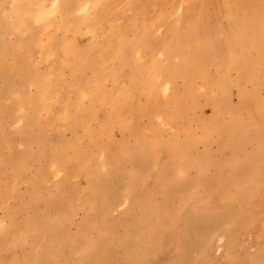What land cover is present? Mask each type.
I'll list each match as a JSON object with an SVG mask.
<instances>
[{"label": "rangeland", "instance_id": "1", "mask_svg": "<svg viewBox=\"0 0 264 264\" xmlns=\"http://www.w3.org/2000/svg\"><path fill=\"white\" fill-rule=\"evenodd\" d=\"M99 1L100 10L86 16L83 7L88 0H43L42 13L47 15L43 11L46 8L50 14L45 22L38 27L28 20L25 26L15 27L13 18L3 16L8 14L9 1L0 0V264H264V107L252 100L250 91L261 89L257 97L264 100V85L259 87L264 68L258 66L257 74L254 64L264 53V0L199 1V30L215 45L217 53L201 57L187 77L177 75V98L170 92L164 94L160 84L147 98L141 92L142 88L146 92V87L141 86L120 101L115 79L110 77L104 81L101 99L84 98L80 106L76 95L82 91L90 94L94 89L89 87L98 79L97 74L110 70L102 57L110 21L117 30L126 28L125 44L131 47L136 40L133 38H138L139 22L147 25L138 46L125 52L126 60L132 51L130 64L119 72L121 76L126 71L127 76L121 79L133 89L134 68L141 56L134 49L151 45L150 54L158 55L159 69L168 68L170 63L184 65L186 60L175 61L173 57L170 61L164 54L172 43L178 46L180 36L191 46L189 37L194 31L188 26L183 30L182 19L177 21L187 7L184 0ZM54 2L61 3V7L54 9ZM237 4L242 13L251 16L253 27L246 31L250 40H242L239 47L230 50L223 29L228 24V13ZM94 19L100 33L91 38L88 26ZM155 22L161 25L154 27ZM41 23L51 28L44 31L41 27L47 25ZM47 46H53L55 52L50 59L45 55ZM73 46L81 49L78 58L89 52L75 69L60 65L65 59L60 58L73 52ZM216 75L224 77L226 87L221 91L213 85ZM159 81L157 76V85ZM81 83L83 88H79ZM217 102L221 103L220 113L215 110ZM234 115L244 119L245 139L231 128ZM106 159L110 162L104 169L101 163ZM158 162L161 167H156ZM165 167L163 182L159 171ZM189 223L195 232H202L198 233V245H211L205 253L204 248L197 247L191 259L185 258L188 245L184 232H190ZM217 223L221 229L228 228V248H216L227 244L224 239L214 238L220 231ZM149 226L157 229L149 235L152 251L144 256ZM207 230L210 236L203 235ZM209 238L216 241L215 247Z\"/></svg>", "mask_w": 264, "mask_h": 264}, {"label": "bare ground", "instance_id": "2", "mask_svg": "<svg viewBox=\"0 0 264 264\" xmlns=\"http://www.w3.org/2000/svg\"><path fill=\"white\" fill-rule=\"evenodd\" d=\"M9 1V5H8V14H3V16L5 15L7 18L6 19H8L9 17H11L10 19H12L13 21H15V27H19L20 25L19 24H21L22 26H25L26 25V23H27V21L29 20V21H32V22H34V23H36V25L38 24V27H39V25H40V22H45V20H46V17H47V15L48 16H50V14H49V9H48V11H47V9L45 8V9H43V11H44V13H47V15H43V13H42V1L43 0H8ZM63 1V0H62ZM184 1H186L185 3H187V7H186V10H185V13H184V15H183V17H178V19H177V21L178 22H181V19H182V21H183V23H184V27L182 28L183 30L185 29V27L186 26H188V28L190 27V28H192L194 31H193V33H191L192 35H190L191 36V38L189 37V39H191L190 40V44H191V46H187V39H182L181 38V36H180V38L178 39V41L180 42L179 44H178V46H175L174 45V43H172V45H170L169 46V50L167 49L166 51H165V56H167L169 59H170V61H171V58H173L174 57V60L176 61V59H179L180 61L182 60H186V62H185V64L184 65H181V64H178V63H174V64H172V63H170V65L168 66V68H166V69H159V65L157 64L158 63V58H157V56L158 55H156L155 57L153 56V54L151 55L150 54V52H151V50H152V46L150 45L149 46V44L147 43L146 45H145V48L143 49V48H141V50H139V49H134V51H136L137 50V52L139 53V60H138V66H137V69L136 68H134V71H136V73H133L134 74V78H133V81H132V83H134V89L132 88V87H130V85L129 86H126L125 85V83H124V80H122L121 78H125V76H127V75H125L126 74V71H124V73L121 75V76H119V72L121 73L122 71H123V68H125V66L126 67H128V65L130 64V58H131V52L133 51V46L135 45V46H138V43L140 42V40H141V38L144 36L143 34H145V29H144V26H147L145 23H142V22H139V25H140V28H139V34H136V35H138V38H133V39H136L134 42H131V44L133 45V43H134V45L131 47V46H129V43L128 44H125V38H124V34L126 33V28H120V30H117L116 29V27L114 28V22H112V23H110L109 22V25H110V29L108 30L109 32L106 34V41H107V43H106V46H105V49H103L102 50V57H103V60L104 61H106L107 63H109L110 64V66H111V68H110V66L108 67V64H107V67L110 69L109 71H108V69H107V73H103V72H99L97 75H98V79L96 80V81H93L92 83H91V85L93 86V87H89V88H93L94 90L93 91H91L90 92V94L88 93H86V92H76V93H78L77 95H76V98H77V102H78V104L81 106V101L85 98H90V99H92V100H95V99H97V100H99V99H101L99 96L100 95H102L103 94V86H104V81H105V79L106 78H110V77H112V78H114L115 80H113V84H114V88H115V90L117 91V95H118V98H119V100L120 101H122V100H124V99H127L128 97H129V95H131V92H133V91H138L139 90V88L142 86H144V87H146L145 89L147 90L146 92L145 91H143V88L141 89V92H142V94H144V95H147L145 98H147L148 97V94H155V92H156V90L159 88V85L161 84L162 85V89H163V92H164V94H166L167 95V93H172L174 96H175V98H177V95H178V93L176 92V81H177V75H184V77H187L192 71H193V69H192V67H194L196 64H197V62H198V60L201 58V57H203V56H207V55H209L212 51H213V53H217V48L215 47V45L214 44H212L210 41H208V40H206V38L205 37H203L202 35H201V32L202 31H200L199 30V28H200V22H201V20H200V18H201V5H199V1H201V0H184ZM241 1V0H240ZM60 2V1H59ZM65 2V1H64ZM203 2H205V0L203 1ZM213 3V2H212ZM66 4V3H65ZM69 4V3H68ZM101 4V1H99V0H88V3L87 4H85V6L83 7V11H84V13L86 14V16H88V15H90L91 13H93L95 10H100V8H99V5ZM223 4V3H222ZM244 4V3H243ZM179 5V4H178ZM182 5V4H181ZM238 5L239 4H237V8L235 7V9H233L232 11H230L229 13H228V24H227V27L226 28H224L223 29V31H224V34L226 35V43L228 44V48L227 49H234L235 48V46H238L239 47V42H241L242 40H245L246 39V42H248V40H250L249 38H246V34H247V29H250L251 27H253V24L251 23L252 22V20H251V16L249 15V14H244V13H242V11H241V9H238ZM241 5V4H240ZM61 7V3L58 5V3L57 2H54V9H57L58 7ZM120 6V5H119ZM203 6V5H202ZM205 6V5H204ZM163 7V6H162ZM240 7H243L242 5L240 6ZM63 8H66L65 6L63 7ZM107 8H108V6H107ZM165 8V7H164ZM175 8V7H174ZM234 8V7H233ZM132 9V8H131ZM133 9H135V8H133ZM143 9V8H142ZM163 9V8H162ZM178 9V8H177ZM212 9V8H211ZM90 10H92L91 12H90ZM109 10V9H108ZM228 10V9H227ZM139 11V10H138ZM142 11V10H141ZM165 11V10H164ZM180 11V10H179ZM2 12V11H1ZM51 12H52V10H51ZM108 12V11H107ZM137 12V11H136ZM178 12V11H177ZM3 13V12H2ZM131 13V12H130ZM238 13H240V14H238ZM251 13H252V11H251ZM254 13V12H253ZM252 13V14H253ZM176 14H179V13H176ZM204 14H206V12L204 13ZM243 14V15H242ZM0 15H2V14H0ZM54 15V14H53ZM138 15V14H137ZM131 17V19L132 18H134V14L132 13V15L130 16ZM149 17H150V15H149ZM176 18V16L174 15L173 16V19H175ZM205 18V17H204ZM5 18H4V20H6ZM48 19V18H47ZM130 19V20H131ZM172 19V20H173ZM220 19V18H219ZM257 19V18H256ZM260 19V18H259ZM4 20L2 21V22H4ZM11 20V21H12ZM136 20H137V17L135 18V19H133L132 20V22H136ZM171 20V19H170ZM12 21V22H13ZM117 21V20H116ZM127 21V20H126ZM31 22V23H32ZM50 22V21H49ZM48 22V23H49ZM98 22L100 23L101 22V20L99 19L98 20ZM138 22V21H137ZM48 23H45L43 26H46V28L44 29L43 27H41L44 31H46V29L49 27V25L50 24H48ZM216 23V22H215ZM221 23V22H220ZM9 24V23H8ZM14 24V23H13ZM125 24H127V23H125ZM6 25V24H5ZM139 25H138V27H139ZM151 25V24H150ZM154 27H158V25H161V22H155L154 24ZM226 25V24H225ZM85 26V25H84ZM131 26H133V25H131ZM216 26H218V25H216ZM21 27V26H20ZM89 30H88V32H89V34H90V37L92 38L93 36H96V35H98L99 33H100V30H99V27H98V25H97V21H95V19L93 20V22H92V24H90L89 26ZM87 27V28H88ZM112 27V28H111ZM121 27H123V26H121ZM124 27H125V25H124ZM133 27H135V26H133ZM179 27V26H178ZM222 27V26H221ZM225 27V26H224ZM4 28H5V26H4ZM31 28V27H30ZM49 28H51V27H49ZM119 28V27H118ZM130 28V27H129ZM163 28V27H162ZM218 28V27H217ZM133 29V28H132ZM131 29V30H132ZM257 29V28H256ZM256 29H254V31L256 30ZM23 30V29H22ZM48 30H50V29H48ZM128 30V29H127ZM158 30V29H157ZM156 30V31H157ZM177 30H179V29H177ZM1 31V30H0ZM155 31V32H156ZM172 31H176V29L174 28V30H172ZM172 31H170V32H172ZM258 31H260V30H258ZM25 32V31H24ZM24 32H23V34H24ZM27 32V31H26ZM48 32V31H47ZM49 32H52V31H49ZM154 32V33H155ZM132 33V32H131ZM205 33V32H204ZM203 33V34H204ZM251 33V32H250ZM50 34V33H49ZM48 34V35H49ZM129 34V33H128ZM173 34V33H172ZM255 34V33H254ZM51 35H53V34H51ZM104 35V34H103ZM157 35V34H156ZM181 35H182V37H183V34L181 33ZM205 35V34H204ZM218 35H219V33H218ZM252 35V34H251ZM22 36V35H21ZM126 36V35H125ZM254 36V35H253ZM24 37V36H23ZM97 37V36H96ZM129 37V36H128ZM133 37H134V35H133ZM148 38V37H147ZM169 38H171V37H169ZM168 38V39H169ZM11 39V38H10ZM20 39V38H19ZM132 39V40H133ZM168 39L166 40V41H168ZM252 39H253V37H252ZM1 40V39H0ZM95 40V39H94ZM97 40V39H96ZM147 40H149V39H147ZM174 40H175V38H174ZM255 40V39H254ZM130 41H131V39H130ZM129 41V42H130ZM144 41H145V39H144ZM183 41H184V44H183ZM93 42H95V41H93ZM93 42H91V43H93ZM149 42V41H148ZM208 42V43H207ZM24 43V42H23ZM127 43V42H126ZM253 43V42H252ZM259 43V42H258ZM5 44V43H4ZM164 44V43H163ZM260 44V43H259ZM101 45V44H100ZM242 46L244 47V45L242 44ZM6 47H7V45H6ZM74 47V50H73V52H70V54H65L64 55V57L63 58H60V59H64L63 61H61L60 62V65H62V63H63V66H65L66 64H68V66H70L72 69H75L77 66H78V64H80V62H84L82 59H85L86 57H89V52H82V54L83 53H86V56H81V58L79 57L78 58V56L81 54V52H79V51H81V49L79 48V47H76V46H73ZM52 48H53V46H47V47H45L44 49H45V55L47 56V58H49L50 59V57H52V56H54V53H53V51H52ZM131 48H132V51L131 52H129V56H128V59H126L125 60V58L127 57V56H125V52L127 51V50H131ZM175 48H176V50H175ZM5 49V48H4ZM3 49V50H4ZM193 49H195V50H197V51H195L196 53L194 54L193 53ZM230 49V50H231ZM7 50V49H6ZM21 50V49H20ZM144 50V52L142 53V51ZM148 50V51H147ZM223 50V49H222ZM2 51V50H1ZM261 51V50H260ZM47 52V53H46ZM242 52V51H241ZM60 53V52H59ZM136 53V52H135ZM212 53V54H213ZM223 53V52H222ZM248 53V52H247ZM5 54V53H4ZM109 54H110V57H109ZM220 54V53H219ZM241 54H243V53H241ZM70 55L71 56H73L75 59L74 60H72L73 58L72 57H70ZM136 55V54H135ZM251 55V54H250ZM5 56H6V54H5ZM137 56V55H136ZM135 56V57H136ZM213 56V55H212ZM217 56V55H216ZM161 57V56H160ZM215 57V56H214ZM0 58H2V57H0ZM6 58V57H5ZM137 58V57H136ZM4 59V58H3ZM212 59V58H211ZM232 59H234V58H232ZM250 59H251V57H250ZM89 60H90V58H89ZM125 60V61H124ZM221 60V59H220ZM235 60V59H234ZM217 61V60H216ZM245 61V60H244ZM21 62V61H20ZM103 62V61H102ZM117 62H118V64H117ZM249 62H250V60H249ZM87 63V62H86ZM114 63V64H113ZM207 63V62H206ZM252 63V62H251ZM57 64V63H56ZM55 64V65H56ZM132 64V63H131ZM216 64V63H215ZM214 64V65H215ZM255 67H257L258 68V66H259V68H264V53H260V57H259V60L258 61H256L255 63ZM82 65V64H81ZM80 65V66H81ZM120 65V66H119ZM57 66H58V64H57ZM131 66V65H130ZM243 66V65H242ZM59 67H61V66H59ZM116 67H118V68H116ZM198 67H202V65L201 66H198ZM225 67H226V65H225ZM247 67V66H246ZM251 67V66H250ZM254 67V68H255ZM70 68V69H71ZM119 68H120V70H119ZM259 68L258 69H256V72H257V70H259ZM129 69V68H128ZM203 69V68H202ZM226 69V68H225ZM246 69V68H245ZM197 70V69H196ZM250 70V69H249ZM263 70V69H262ZM106 71V70H105ZM198 71H200L199 69H198ZM226 71H228V70H226ZM246 71V70H245ZM248 71V70H247ZM225 72V71H224ZM244 72V71H243ZM255 72V71H254ZM85 73V72H84ZM131 73V74H132ZM204 73V72H203ZM251 73H253V71L251 72ZM259 72H257V74H258ZM86 74V73H85ZM218 74H219V72H218ZM224 74V73H223ZM222 74V75H223ZM227 74V73H226ZM225 74V75H226ZM196 75H198V74H196ZM195 75V76H196ZM222 75L221 76H217V79L215 80V82H214V86L218 89V90H223V87H226L225 86V81L223 80L224 79V77H222ZM228 75V74H227ZM253 75V74H252ZM119 76V77H118ZM157 76H158V79L159 80H162L161 82L159 81V84L157 85V83H156V79H157ZM199 76V75H198ZM204 76H206V75H204ZM212 76V75H211ZM224 76V75H223ZM251 76V75H250ZM255 76V75H254ZM56 77V76H55ZM160 77V78H159ZM209 77V76H208ZM228 77V76H227ZM253 77V76H252ZM259 77V76H258ZM263 77H264V75H263ZM194 78V77H193ZM206 78V77H205ZM204 78V79H205ZM214 78V77H213ZM216 78V77H215ZM249 78H251V77H249ZM93 80H95L94 79V77L92 78ZM92 79H90V80H92ZM229 79V78H228ZM234 79V78H233ZM252 79V78H251ZM254 79V78H253ZM252 79V80H253ZM90 80H89V83H90ZM107 80V79H106ZM189 80V79H188ZM214 80V79H213ZM260 80V79H259ZM259 80L257 81V84L259 85ZM262 80V79H261ZM186 81V80H185ZM207 81V80H206ZM250 81V80H249ZM132 83H130V84H132ZM178 83V82H177ZM184 83H186V82H184ZM213 83V82H212ZM253 83V82H252ZM141 84V85H140ZM255 84V83H254ZM256 84V85H257ZM263 85H264V79H263V81H262V83L260 84V88H262L263 87ZM50 86H52V85H50ZM112 86V85H111ZM213 86V87H214ZM84 87V83H81V85H79V88H83ZM49 89H50V87H49ZM253 89V88H252ZM262 89H264V88H262ZM216 90V89H215ZM260 91H261V89H259ZM259 90H257V89H255V87H254V89L253 90H250V91H252L253 93L251 94V96L254 98H252V100H255V102H256V104H258L261 108H263L264 107V100H260V99H258V97H257V91H259ZM89 91V90H88ZM226 91V90H225ZM109 92V91H108ZM183 92H185V91H183ZM190 92V91H189ZM219 92V91H218ZM261 92H263V91H261ZM67 93H69V92H67ZM169 93V94H170ZM259 93V92H258ZM137 94V93H136ZM183 95H184V93H182ZM211 94V93H210ZM213 94V93H212ZM106 95V94H105ZM105 95H104V99H105ZM215 95V94H214ZM228 95V94H227ZM107 96H108V94H107ZM142 96V95H141ZM184 96H186V95H184ZM263 96V95H262ZM189 97V96H188ZM210 98H211V96H209ZM226 97V96H225ZM139 98V97H138ZM169 98H171V96L169 97ZM168 98V99H169ZM184 98V97H183ZM194 98V97H193ZM214 98V97H213ZM261 98V97H260ZM221 99V98H220ZM263 99H264V97H263ZM89 100V99H88ZM102 100H103V98H102ZM106 100V99H105ZM137 100V99H136ZM171 100V99H170ZM178 100H179V98H178ZM223 100V99H222ZM139 101H140V99H139ZM168 101V100H167ZM216 101V100H215ZM100 102V101H99ZM194 102V101H193ZM213 102V101H212ZM126 103V102H125ZM129 103V102H128ZM144 103V102H143ZM186 103V102H185ZM218 103V104H217ZM216 103V107H217V109H215V110H218L219 108V104H221L220 102H217ZM223 103V102H222ZM90 104V103H89ZM148 104V103H147ZM168 104V103H167ZM169 104H170V102H169ZM197 104V103H196ZM85 105V104H84ZM141 105V104H140ZM215 105V104H214ZM241 105H243L242 104V101H241ZM246 105V104H245ZM248 105V104H247ZM131 106V105H130ZM129 106V107H130ZM133 106H134V103H133ZM230 106V105H229ZM192 107H194V106H192ZM215 107V108H216ZM223 107V106H222ZM221 107V108H222ZM224 107H225V105H224ZM223 107V108H224ZM244 107V106H243ZM145 108V107H144ZM220 108V110H222ZM235 108V107H234ZM135 109H136V107H135ZM140 109V108H139ZM138 109V110H139ZM161 109V108H160ZM162 109H164V108H162ZM168 109V108H167ZM229 109V108H228ZM232 109V108H231ZM130 110V109H129ZM155 110V109H154ZM171 110H172V108H171ZM233 110V109H232ZM241 110H242V108H241ZM241 110H239L240 112H241ZM250 110V109H249ZM105 111V110H104ZM107 111V110H106ZM127 111H128V108H127ZM134 111H136V110H134ZM133 111V112H134ZM235 111V110H234ZM156 112V111H155ZM158 112V111H157ZM160 112V111H159ZM218 112H219V110H218ZM218 112H216V113H218ZM253 112V111H252ZM251 112V113H252ZM261 112V111H260ZM107 113H108V111H107ZM126 113V112H125ZM152 113H154V112H152ZM166 113V112H165ZM220 113V112H219ZM130 114V113H129ZM134 114V113H133ZM150 114V113H149ZM162 114V113H161ZM164 114V113H163ZM162 114V115H163ZM253 115H254V113H252ZM262 114V113H261ZM110 115V114H109ZM152 115V114H151ZM217 115V114H216ZM50 116V115H49ZM111 116V115H110ZM124 116V114L121 116V117H123ZM126 116V115H125ZM51 117V116H50ZM112 117V116H111ZM110 117V118H111ZM164 117V116H163ZM218 117V116H217ZM248 117H249V115H248ZM263 117V116H262ZM261 117V118H262ZM114 118H116L115 116H114ZM118 118V117H117ZM124 118V117H123ZM162 118V117H161ZM242 118V117H241ZM241 118H238L236 115H234L233 117H232V119H231V128L233 129V130H235V131H237L236 133H238L242 138H246V129H245V122H244V119L242 120ZM247 118V117H246ZM121 119L122 118H120V121H121ZM156 119V118H155ZM169 119V118H168ZM248 119V118H247ZM256 119H258V120H260L257 116H256ZM106 120H107V118H106ZM113 120V119H112ZM138 120V119H137ZM144 120V119H143ZM250 120V119H249ZM258 120H257V122L256 123H258ZM70 121V120H69ZM113 121H116V120H113ZM173 121V120H172ZM51 122V121H50ZM108 122V121H107ZM166 122V121H165ZM205 122V121H204ZM228 122V121H227ZM228 122V123H229ZM84 123V122H83ZM113 123H115V122H113ZM117 123V122H116ZM251 123V122H250ZM260 123V122H259ZM210 124V123H209ZM114 125V124H113ZM163 125V124H162ZM216 125V124H215ZM225 125V124H224ZM228 125V124H227ZM258 126H259V124H257ZM110 126V125H109ZM136 126V125H135ZM168 126V125H167ZM209 126V125H208ZM207 126V127H208ZM111 127V126H110ZM110 127H109V129H110ZM217 127V126H216ZM253 127H257L256 125L255 126H253ZM163 128V127H162ZM214 128V127H213ZM224 128V127H223ZM250 128V127H249ZM107 129V128H106ZM115 129V128H114ZM211 129V130H210ZM209 129V131H212V128H210ZM262 129V128H261ZM227 130V129H226ZM264 130V129H263ZM115 131V130H114ZM204 131H206V130H204ZM248 131V130H247ZM150 132V131H149ZM252 132H253V130H252ZM260 132H262V131H260ZM259 132V133H260ZM54 133V132H53ZM209 133V132H208ZM229 133V132H228ZM263 133V132H262ZM232 135V134H231ZM235 135V134H234ZM255 135V134H254ZM264 135V134H263ZM98 136V135H97ZM258 136V135H257ZM232 137V136H231ZM251 137H253V136H251ZM264 137V136H263ZM230 138V137H229ZM248 138H250V137H248ZM102 139V138H101ZM104 139V138H103ZM231 139V138H230ZM233 139V138H232ZM251 139V138H250ZM249 139V140H250ZM256 139V138H255ZM254 139V140H255ZM96 140V139H95ZM106 140V139H105ZM204 141H205V139H203ZM229 140V139H228ZM234 140V139H233ZM248 140V139H247ZM262 140H263V138H262ZM140 141V140H139ZM235 141H236V139H235ZM104 142V141H103ZM152 142H153V140H152ZM229 143H230V141H228ZM245 142V141H244ZM248 142V141H247ZM250 142V141H249ZM101 143V142H100ZM171 143V142H170ZM228 143V144H229ZM233 143V142H232ZM254 143V142H253ZM256 143H258V140L256 141ZM261 143H262V141H261ZM96 144V143H95ZM108 144V143H107ZM153 144V143H152ZM231 144V143H230ZM234 144V143H233ZM232 144V145H233ZM237 144H239V143H237ZM242 144V143H241ZM116 145V144H115ZM177 145V144H176ZM247 145H248V143H247ZM247 145H245V146H247ZM250 145H251V143H250ZM257 145V144H256ZM98 146V145H97ZM112 146V145H111ZM141 146V145H140ZM165 146H167V145H165ZM178 146V145H177ZM239 146V145H238ZM243 146V145H242ZM244 146V147H245ZM253 146H255V145H253ZM259 146H261L262 147V145H259ZM169 147V146H168ZM223 147V146H222ZM228 147H229V145H228ZM248 147H249V145H248ZM181 148H182V144H181ZM263 148V147H262ZM161 149V148H160ZM253 149V148H252ZM258 149V148H257ZM131 150H134V149H131ZM261 150V149H260ZM182 151V150H181ZM186 151H188V150H186ZM252 151V150H251ZM258 151V150H257ZM115 152V151H114ZM161 152V151H160ZM130 153V152H129ZM252 153V152H251ZM257 154V153H256ZM192 155V154H191ZM212 155V154H211ZM102 156H103V154H102ZM101 156V157H102ZM109 156V155H108ZM257 156V155H256ZM255 156V153H254V157H256ZM159 157V156H158ZM157 157V158H158ZM175 157V156H174ZM213 157V156H212ZM253 157V156H252ZM251 157V158H252ZM259 157V156H258ZM224 158V157H223ZM233 158V157H232ZM101 159V158H100ZM234 159V158H233ZM240 159V158H239ZM258 159V158H257ZM115 160H119V159H115ZM114 160V161H115ZM161 160V159H160ZM159 160V161H160ZM251 160V159H250ZM256 160V159H255ZM254 160V161H255ZM121 161V160H120ZM119 161V162H120ZM253 161V160H252ZM258 161V160H257ZM109 162H110V160H108V159H106V160H102V163H101V166L105 169V167L109 164ZM215 162V161H214ZM231 162H233V161H231ZM236 162V161H235ZM238 162H239V160H238ZM211 163H213V162H211ZM222 163H223V161H222ZM237 163V162H236ZM236 163H235V165H236ZM115 164V163H114ZM118 164H120V163H118ZM189 164H192V162L191 161H189ZM227 164V163H226ZM231 165H232V163H230ZM254 164H255V162H254ZM116 165V164H115ZM121 165V164H120ZM156 165V167H158L159 165H160V163L158 162L157 164H155ZM155 165H154V167H155ZM162 165V164H161ZM161 165L159 166V167H161ZM165 165V164H164ZM167 165V164H166ZM165 165V166H166ZM213 166H214V164H212ZM216 165H217V162H216ZM235 165H233V166H235ZM119 166V165H118ZM118 166H116V167H118ZM209 166V165H208ZM207 166V167H208ZM211 166V165H210ZM224 166H226L225 164L223 165V167ZM229 166V165H228ZM255 166V165H254ZM142 167H143V165H142ZM167 167V166H166ZM166 167L164 168V169H161L160 171H159V175H160V178H162L163 180V182H165V171H166ZM202 167H203V165H202ZM220 167V166H219ZM253 167V166H252ZM119 168V170H120V167H118ZM145 168V167H144ZM136 169V168H135ZM157 169V168H156ZM168 169V168H167ZM233 169V168H232ZM121 170H124V169H121ZM144 170H146V169H144ZM203 171V168H201L200 167V171ZM205 170H206V168H205ZM238 170V169H237ZM242 170V169H241ZM104 171V170H103ZM109 171H111V170H109ZM218 171V170H217ZM216 171V172H217ZM234 171V170H233ZM243 171V170H242ZM123 172V171H122ZM138 172H139V170H138ZM144 172V171H143ZM153 172V171H152ZM206 172V171H205ZM113 173V172H112ZM149 173V172H148ZM219 173V172H218ZM225 173V172H224ZM247 173V172H246ZM249 173V172H248ZM114 174V173H113ZM113 174H111V176L113 175ZM142 174V173H141ZM234 174V173H233ZM109 175H110V173H109ZM147 175V174H146ZM157 175V174H156ZM170 175V174H169ZM203 175H205V173H203ZM227 175H229V174H227ZM239 175V174H238ZM252 176H253V174H251ZM255 175V174H254ZM114 176V175H113ZM118 176H119V174H118ZM137 176V175H136ZM171 176V175H170ZM221 176V175H220ZM144 177H145V175H144ZM247 177V176H246ZM75 178V177H74ZM107 178V177H106ZM105 178V179H106ZM133 178H134V176H133ZM135 178H137V177H135ZM157 178V177H156ZM155 178V179H156ZM199 179H200V175H199V177H198ZM221 178H222V176H221ZM240 178H242V177H240ZM253 178L255 179V177L253 176ZM171 179V178H170ZM185 179V178H184ZM223 179V178H222ZM230 179V178H229ZM232 179V178H231ZM242 179H244V178H242ZM109 180V179H108ZM113 180V179H112ZM218 180V179H217ZM245 180V179H244ZM243 180V181H244ZM248 180V179H247ZM264 180V179H263ZM68 181V180H67ZM132 181V180H131ZM161 181V182H162ZM210 182V181H209ZM217 182V181H216ZM221 182V181H220ZM223 182V184L225 183L224 181H222ZM221 182V183H222ZM237 182V181H236ZM250 182H251V180H250ZM109 183V182H108ZM157 183V182H156ZM220 183V184H221ZM244 183V182H243ZM260 183V182H259ZM186 184V183H185ZM209 184V183H208ZM211 184H212V182H211ZM219 184V185H220ZM261 184V183H260ZM107 185H109V184H107ZM113 185V184H112ZM133 185V184H132ZM200 185V184H199ZM207 185V184H206ZM225 185V184H224ZM245 185H247V184H245ZM263 185H264V183H263ZM126 186V185H125ZM131 186V185H130ZM129 186V187H130ZM134 186V185H133ZM160 186H161V184H160ZM212 186V185H211ZM222 186V185H221ZM75 187V186H74ZM162 187H164V185H162ZM205 187V186H204ZM259 187V186H258ZM202 188V187H201ZM165 189V188H164ZM209 192H210V190H209ZM213 192V191H212ZM90 193V192H89ZM199 194V193H198ZM197 194V195H198ZM200 195H202V194H200ZM211 195H213L212 193H211ZM226 195V194H225ZM127 196V195H126ZM231 196V195H230ZM226 197V196H225ZM126 198H128V197H126ZM190 198V197H189ZM230 198V197H229ZM223 199V198H222ZM232 199V198H231ZM73 200V199H72ZM197 200V199H196ZM232 201V200H231ZM80 202H81V200H80ZM83 202V201H82ZM124 202V201H123ZM207 202V201H206ZM211 202H212V199H211ZM210 202V203H211ZM84 203V202H83ZM88 203V202H87ZM90 203V202H89ZM226 203V202H225ZM121 204V203H120ZM208 204H209V200H208ZM231 204V203H230ZM203 205L205 206V204L203 203ZM211 205V204H210ZM208 207V206H207ZM212 207V206H211ZM142 208V207H141ZM209 208V207H208ZM207 208V209H208ZM235 209H236V207H235ZM211 210V209H210ZM209 209H208V211H210ZM231 210V209H230ZM233 210V209H232ZM179 211H181V210H179ZM212 211V210H211ZM229 212V211H228ZM218 213V212H217ZM216 213V214H217ZM246 214V213H245ZM212 215V214H211ZM210 215V216H211ZM223 215V214H222ZM178 216V215H177ZM213 216H214V214H213ZM229 216V215H228ZM187 218H188V221H189V219H190V212L188 213V216H187ZM187 218H186V220H187ZM228 217H226V219H227ZM218 219V218H217ZM219 219H221V218H219ZM218 219V220H219ZM170 222V221H169ZM216 222H218V221H216ZM224 222V221H223ZM237 222V221H236ZM192 223H194V222H192ZM192 223H189L188 224V226H187V228L190 230V232L189 231H185L184 232V235L186 236H184L185 237V241H186V244L188 245V248L186 249V253H185V258H192V255H194V251H195V249L197 248V247H201L202 248V250H203V248H204V250H203V252L205 253V252H207V248L209 247V245L208 244H206V243H204V242H202L203 244H199L198 245V243L200 242H198V233L199 232H195V230H196V228H193V225H191ZM219 223V222H218ZM217 223V226L219 225ZM148 224H149V222H148ZM214 224V223H213ZM224 224V223H223ZM153 225H154V223H153ZM151 226V225H150ZM149 226V229H148V232L146 233V236L145 235H143V236H145L144 238H145V240H146V242H145V246H144V250H142L143 251V254L142 255H148V254H150V252L149 251H152V250H150V245L148 244V241H149V235L150 236H152V234H153V229H157V228H155L154 226H152V227H150ZM222 226V225H221ZM221 226H218L219 227V229H220V231H216V233L214 234V238H219V239H224L223 241L225 242V246H224V244L223 243H221L222 245L221 246H219L218 247V245L216 246V248L218 249L219 248V250L220 249H222L223 247H227L228 245H230L229 243H230V241H231V239H229L228 241H227V239L229 238V231H228V228H226V227H223L224 229H221L222 227ZM226 226V225H225ZM228 226H229V224H228ZM195 227V226H194ZM198 227V226H197ZM217 227V228H218ZM216 228V229H217ZM199 229V228H198ZM209 229V228H208ZM215 229V228H214ZM201 230V229H200ZM34 231V230H33ZM156 231V230H155ZM208 231L209 230H207V233H205V234H203V235H206V234H209V236H210V233H208ZM215 231V230H214ZM188 232H189V234H188ZM180 233H181V231H180ZM200 233H202V232H200ZM199 233V235H201ZM35 234V233H34ZM155 234V233H154ZM213 234V233H212ZM153 236H155V235H153ZM245 236H246V234H245ZM200 237V236H199ZM212 238V237H211ZM241 238H243V237H241ZM245 238V237H244ZM183 239V238H182ZM200 240V239H199ZM205 240V239H204ZM203 240V241H204ZM211 239L209 238V240L208 241H210ZM244 240H246V239H244ZM206 241V240H205ZM212 241V240H211ZM211 243V242H210ZM242 243V242H241ZM211 244H213V247H215V244H216V241L215 240H213L212 241V243ZM232 244V243H231ZM152 245V244H151ZM155 245L156 244H154V246H153V248L155 247ZM236 245V244H235ZM149 246V247H148ZM160 246V245H159ZM211 246V245H210ZM243 246V245H242ZM254 246V245H253ZM156 248V247H155ZM228 248V247H227ZM232 248H233V246H232ZM247 248V247H246ZM245 248V249H246ZM159 249V248H158ZM163 249H164V247H163ZM216 249V250H217ZM259 249V248H258ZM156 250L157 249H155V254H156ZM161 250V249H160ZM227 250V249H226ZM252 250H253V248H252ZM159 251V250H158ZM158 251H157V254H158ZM200 251V250H199ZM223 251V250H222ZM239 251V250H238ZM245 251V250H244ZM262 251H263V249H262ZM262 251H259V252H262ZM161 252V251H160ZM198 252V251H197ZM249 252V251H248ZM259 252H258V254H259ZM209 253V252H208ZM207 253V254H208ZM138 254V253H137ZM153 255H154V253H152ZM151 254V255H152ZM198 254H200V253H198ZM207 254H206V256H207ZM230 254V253H229ZM257 254V253H256ZM261 254H264V253H261ZM251 255V254H250ZM230 256H232V255H230ZM257 256V255H256ZM203 257V256H202ZM227 257V256H226ZM229 257V256H228ZM251 257V256H250ZM261 257V256H260ZM264 257V256H263ZM263 257H261V258H263ZM93 258V257H92ZM103 258V257H102ZM233 258V257H232ZM260 258V259H261ZM183 259V258H182ZM234 259V258H233ZM259 259V258H258ZM263 260V259H262ZM101 261V260H100ZM245 261V260H244ZM256 261H260V260H256ZM252 262V261H251ZM246 263V262H245ZM244 263V264H245ZM101 264H103V263H101ZM247 264H248V262H247Z\"/></svg>", "mask_w": 264, "mask_h": 264}]
</instances>
